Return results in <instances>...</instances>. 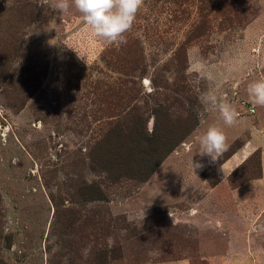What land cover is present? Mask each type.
<instances>
[{
  "label": "rangeland",
  "instance_id": "1",
  "mask_svg": "<svg viewBox=\"0 0 264 264\" xmlns=\"http://www.w3.org/2000/svg\"><path fill=\"white\" fill-rule=\"evenodd\" d=\"M124 38L102 41L74 6L0 0V264H264V106L247 93L264 0H144ZM194 125L141 182L142 151L152 164ZM213 125L230 167L194 153Z\"/></svg>",
  "mask_w": 264,
  "mask_h": 264
},
{
  "label": "clouds",
  "instance_id": "2",
  "mask_svg": "<svg viewBox=\"0 0 264 264\" xmlns=\"http://www.w3.org/2000/svg\"><path fill=\"white\" fill-rule=\"evenodd\" d=\"M143 2L144 0H71L70 3V0H51V2L41 0V6L48 5L57 12H67L70 6H74L96 37L109 45L119 46L126 42L124 34L131 30ZM247 93L252 104L264 106V79L249 83ZM210 100L212 106L218 108L220 117L226 125L232 126L236 123L238 113L230 103L225 100L217 104L215 97H211ZM225 140L226 137L220 128L215 125L210 126L197 137L199 150L194 153L208 156L212 161H216L225 151ZM191 166L193 170L203 167L199 161H193L192 158ZM238 166L240 165L233 169ZM144 215L143 211L142 219Z\"/></svg>",
  "mask_w": 264,
  "mask_h": 264
},
{
  "label": "trees",
  "instance_id": "3",
  "mask_svg": "<svg viewBox=\"0 0 264 264\" xmlns=\"http://www.w3.org/2000/svg\"><path fill=\"white\" fill-rule=\"evenodd\" d=\"M160 107V106H159ZM153 110L155 112H157V108H153ZM166 119H164L165 121ZM160 125V121L159 119H155V124H154V129L152 131V133L148 134V132L146 131V128L143 129V131H139V135L141 137V139L143 140V142H146L148 144V146H153V142L154 141H157L158 139L161 140L160 138V132L162 131L159 127ZM188 128V127H187ZM195 128V125L194 127L191 126L190 129H187V131L185 132V134H182L181 137L175 141L173 144H171V146L165 150H162L161 152H159L160 156L157 158V160L152 163V164H149V162L153 159V156L155 155L156 151L153 152V150L155 148H152V147H148V149H145L142 151V157L140 159V163L143 164V171L141 176H139L140 178V181L141 182H144L146 181L147 179H149V177L153 174V172L159 167V165L164 161V159H166V157H168L174 150L175 148L191 133V131ZM160 134V135H158ZM162 136V135H161ZM232 145L228 146L225 151L221 154V156L219 157V159H217L216 161H219L221 160V163H224V161H226L231 155H233L235 153L236 150H233L230 152V154L222 159L226 153L229 151V149L231 148ZM214 161V162H216ZM138 163V166L140 167L141 164ZM146 167H149L146 169ZM137 173H140L142 170H139L137 169Z\"/></svg>",
  "mask_w": 264,
  "mask_h": 264
},
{
  "label": "crops",
  "instance_id": "4",
  "mask_svg": "<svg viewBox=\"0 0 264 264\" xmlns=\"http://www.w3.org/2000/svg\"><path fill=\"white\" fill-rule=\"evenodd\" d=\"M247 144H245L242 148V152L248 147H246L245 148V146H246ZM241 152V153H242ZM235 154L236 153H234L233 155H232V157H230L228 160H226L224 163H222V165L221 166H227V167H230V164H231V162H232V159L234 158V156H235ZM261 154H264L263 152L261 153ZM259 163H260V169L262 168V172H264V158H263V155L262 156H260V159H259ZM229 169V168H228ZM261 177H262V175H260L259 177H257V178H255L256 180H260L261 179ZM253 181V180H252ZM199 183L201 184V183H204V181L200 178V180H199ZM197 187H198V185H196ZM211 194H214L215 192L212 190V192H210ZM219 198V197H218ZM234 211V210H233ZM233 211H231L230 213H229V215L231 216H227L226 217V220L227 221H236V215H237V212L235 213V212H233ZM258 214V213H257ZM258 225H261V223L259 222L258 223ZM262 226V225H261ZM228 229V228H227Z\"/></svg>",
  "mask_w": 264,
  "mask_h": 264
},
{
  "label": "bare ground",
  "instance_id": "5",
  "mask_svg": "<svg viewBox=\"0 0 264 264\" xmlns=\"http://www.w3.org/2000/svg\"><path fill=\"white\" fill-rule=\"evenodd\" d=\"M228 138H229V136H228ZM227 141V140H226ZM229 142V141H228ZM184 145V144H183ZM251 148L248 146L246 149H245V151H243L240 155H239V157L238 158H243L247 153H248V151L250 150ZM206 157V156H205ZM209 158V157H208ZM201 159V158H200ZM202 160V159H201ZM206 160V159H205ZM199 161V160H198ZM207 161V160H206ZM204 162V161H203ZM203 162H202V164H203Z\"/></svg>",
  "mask_w": 264,
  "mask_h": 264
}]
</instances>
